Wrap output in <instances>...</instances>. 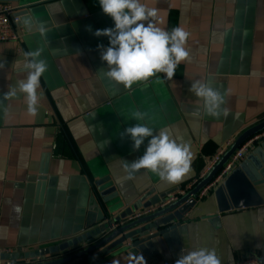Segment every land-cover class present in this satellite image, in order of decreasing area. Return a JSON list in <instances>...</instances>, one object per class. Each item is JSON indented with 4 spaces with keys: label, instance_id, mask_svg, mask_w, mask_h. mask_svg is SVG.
<instances>
[{
    "label": "crops",
    "instance_id": "0c3cea01",
    "mask_svg": "<svg viewBox=\"0 0 264 264\" xmlns=\"http://www.w3.org/2000/svg\"><path fill=\"white\" fill-rule=\"evenodd\" d=\"M141 2L157 10L158 27L179 26L190 33V58L171 80L158 74L131 88L114 86L98 72L107 69L98 45L107 47L109 41L94 32L114 27L99 0H62L29 14L19 10L20 42L0 45V61L6 65L0 71V254H23L71 240L79 213L87 211L91 185L106 177L120 193L121 212L150 190H155L153 198L189 193L218 153L264 121V0ZM25 21L34 26L29 30ZM39 24L46 28L44 34ZM37 48L43 49L48 70L37 90V113L30 115L23 94L9 100L2 94L24 77V52ZM197 79H211L226 94V116L205 115L202 102L189 91ZM130 108L147 113L143 123L153 127L154 134L167 128L190 145L192 170L183 182H161L144 169L127 178L123 160L139 158L148 143L146 139L133 151L130 137H121L137 123L127 112ZM45 168V185L40 187ZM258 191L264 201V186ZM182 225L177 244L159 238L154 248L135 254L116 249L100 264H140L139 257L145 264H173L182 250L195 247L215 249L221 264L234 263L244 252H254L264 262V203L219 213L213 191L198 199Z\"/></svg>",
    "mask_w": 264,
    "mask_h": 264
},
{
    "label": "clouds",
    "instance_id": "9594fccd",
    "mask_svg": "<svg viewBox=\"0 0 264 264\" xmlns=\"http://www.w3.org/2000/svg\"><path fill=\"white\" fill-rule=\"evenodd\" d=\"M99 5L102 12L114 22V27L94 32L95 36L107 37L109 41L107 47L98 45L100 58L107 64V69L101 68L98 72L110 84L131 88L133 84L147 81L158 74L171 80L178 66L190 58L186 47L190 33L179 26L171 30L158 27L155 8H148L141 0H99ZM25 25L29 30L34 26L29 21H25ZM38 30L44 34L46 28L39 24ZM42 54L43 49L40 48L24 52V77L2 94L3 100L23 94L30 115L37 113V90L40 88L41 77L48 70ZM5 67V63L0 61V71H4ZM189 91L202 102L201 108L205 115L219 117L228 114L227 109L222 107L226 103V94L217 89L211 79L191 82ZM146 117L145 112H132L131 119L137 123L120 133L122 138L130 137L133 151H139L145 140H148L143 155L132 162L123 160L127 178L131 179L135 173L144 169L154 173L161 182H183L192 170L193 154L190 145L182 137H174L167 128L159 129L154 134V128L143 123ZM138 259L140 264H145L143 257ZM175 264H221V259L215 249L195 247L187 252L182 250Z\"/></svg>",
    "mask_w": 264,
    "mask_h": 264
},
{
    "label": "water",
    "instance_id": "95a60500",
    "mask_svg": "<svg viewBox=\"0 0 264 264\" xmlns=\"http://www.w3.org/2000/svg\"><path fill=\"white\" fill-rule=\"evenodd\" d=\"M60 1L62 0H0L4 3L19 4L21 14H29L30 11ZM115 110L124 118L120 110ZM127 112L131 115L134 111L130 108ZM112 119L116 120L115 116ZM262 131L264 121L243 132L192 191L164 207L161 206L165 204L170 194L153 198L151 195L155 194V190H150L131 208L121 212V208L124 207L123 200L117 187L112 185L109 177H106L91 185L92 192L87 211L81 210L79 213L71 240L52 248L23 254H0V260L29 261L58 255L55 260L32 264H100L116 249H127L135 254L137 251H145L147 247L154 248L153 241L159 238L167 243L173 240L177 244L178 236L185 229L182 225L183 220L196 206L200 193L214 180L238 149ZM42 172L40 187L45 185L43 181L47 169H43ZM263 186L264 141L252 148L231 175L215 190L218 212L225 213L233 209L262 205L264 201L258 188ZM150 210L149 214L134 218L137 213ZM130 217L133 220L127 222Z\"/></svg>",
    "mask_w": 264,
    "mask_h": 264
},
{
    "label": "built area",
    "instance_id": "2783aa9c",
    "mask_svg": "<svg viewBox=\"0 0 264 264\" xmlns=\"http://www.w3.org/2000/svg\"><path fill=\"white\" fill-rule=\"evenodd\" d=\"M19 9L11 3L0 2V45L7 42H20L21 35L19 32V25L21 23V18L19 16ZM264 141V131L260 132L257 135H254L247 142H245L234 156L228 161V163L221 169L217 174L214 180L200 193L199 198L206 197L210 192L215 191L231 173L234 169L242 162V160L248 155L252 148L257 144ZM225 150L218 153L213 159L211 167L208 169V172L217 164L221 159ZM182 196V194L180 195ZM179 195H169L165 204L161 207H164L172 202H175ZM150 211H142L135 218H139L146 214H149ZM15 261H2L0 264H14ZM175 264V263H173ZM232 264H264L262 258L254 252H244L239 258L235 260Z\"/></svg>",
    "mask_w": 264,
    "mask_h": 264
}]
</instances>
